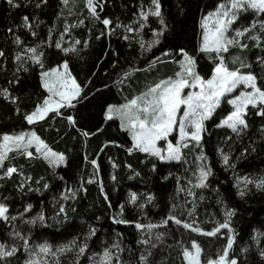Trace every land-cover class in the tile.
<instances>
[{"label": "trees", "instance_id": "obj_1", "mask_svg": "<svg viewBox=\"0 0 264 264\" xmlns=\"http://www.w3.org/2000/svg\"><path fill=\"white\" fill-rule=\"evenodd\" d=\"M141 2L142 0H104V11L100 12V15L102 18L108 16L114 21L118 19L121 24H130L136 19L133 13L138 11ZM143 2L147 3V0H143ZM162 2L165 18L172 30L160 45L155 46L151 52L141 55V50L135 42L125 41L122 38L125 35L124 28L116 29L113 35H108L105 32V35L97 40L96 36L104 31V26L100 22L88 18L89 13L84 8V0H78L72 14H69L67 9L62 11L58 7L60 0H50L49 8L44 9L43 13H36L37 20L34 21V25H39L35 28L38 33L36 37L15 27L20 23L17 12L9 8L6 0H0V49L5 51V56L0 57V89L8 88L13 95L18 96L21 109L17 113L15 111L17 105L0 97V139L5 132L14 133L32 128L53 151L63 152L68 157V163L56 169L41 156L28 159L22 155L9 153L10 156L15 157L11 163L19 167L22 174L16 173L10 178L0 179V202H10L11 215L23 212V207L32 204L30 215L34 216L37 212L44 211L48 218L46 226H41L39 223L36 225L22 223L19 218L15 221L16 228L29 236L30 244L48 241L56 245L67 242L76 236L81 228L86 231L88 225L92 224L98 229L97 237L93 238L91 242L92 251L100 252L104 246L119 239L121 246L126 249L121 255L125 260L131 259L132 264H136V256L142 249V246L136 243L140 238L139 232L135 229L134 224L117 225L111 219L113 216L119 218L121 205H124L125 218L138 220L144 224L149 222L158 224L160 219L167 215L166 206L170 208L175 203L181 206L177 210L180 218L195 219L201 227L208 231L215 225V222H222L224 218V208L216 203L217 195L224 201L226 207H232L240 201V198L234 195L235 187H232L236 183L233 171L225 169L217 149L227 152L231 145L235 149L231 153V158L234 159L241 147L250 142L249 136L259 143L257 131L259 125L257 124L250 130L242 143L235 139L230 130L215 127V124L222 118L221 113L226 115L227 110L231 107L227 105L226 101H222L217 112L214 113L213 121L207 122L209 132L204 136L202 147L200 146L197 151H192L191 155L185 152L181 162L163 163L154 161L152 158L148 160L143 153L129 154L126 149L131 146L130 137L119 129L118 121H109L103 116L102 107L106 111L107 104L129 99L136 87L148 85L150 83L148 81L154 79L153 76L159 77L171 70L170 64L162 62L160 69L156 70L154 74L145 73L153 56H159L160 52L170 47L173 49H176V45L185 47L191 54L197 56L198 67L204 66L207 69L212 66V61L206 56H202L198 51H193L199 40L200 17L212 10L210 7L205 8L209 0H187L182 5L186 15L177 11L175 5L178 0H162ZM69 7H72L71 3ZM31 10L32 6L29 5L28 11L31 12ZM23 14L28 13L22 12L21 15ZM80 20H83L84 23L79 24ZM149 20L150 26L155 27V19L150 17ZM65 22L69 26L77 25L71 28L70 37L89 41L88 48H84L83 44H80L78 47L80 49L79 56L66 55L55 48V42L60 39L59 36L63 32ZM8 28H13L24 43L30 46L41 40L47 41V43L41 44V49L45 54L46 67L54 66L62 59H68L73 74L80 83L87 84V88L84 89L86 97L76 103L74 109L63 110L65 117L73 115L78 121L75 128L70 126L64 117L50 119L52 113H49V117H46L44 121H38L32 125H28L23 120V113L31 110L37 97L41 93L46 94V92L39 86L38 73L40 69L38 66L29 62L26 65L29 68L27 72L23 69L19 72L16 71L19 65L14 59V54L19 49L13 43L12 34L7 32ZM49 30L52 33L51 37L48 35ZM148 30H150L149 27L145 28V32L149 33ZM130 43L132 47H129ZM178 54V49H176L175 57ZM258 54H261L260 49L250 46L244 55L249 63L256 66L255 55ZM113 63H115V67H113ZM256 67L258 70V66ZM131 68H137L139 71L135 72L132 78L124 84L117 83L118 74L122 75L124 70ZM202 75L208 77L210 72H202ZM14 77L19 78L18 84L11 83ZM136 79L140 80L134 88L132 84ZM84 131H89L92 135L86 137L82 134ZM226 135L233 136V139L225 140ZM109 140H115L116 143H108ZM32 151L35 153L34 148ZM201 152L206 157L205 162L212 166L214 175L210 177L211 185L208 189L197 188L195 190L196 213L190 218L187 209L192 206L193 199L190 200L186 193L179 189H185L189 180L195 182V174L200 162L197 157L201 155ZM92 159L97 160L98 170L91 164ZM111 160H114L117 165L115 179L111 174ZM152 163L157 164L158 171L152 170ZM7 164L8 161L5 162V166ZM128 165L132 167L129 168ZM135 173H139V175ZM168 173H171L168 179H162V176L168 175ZM261 173H264V151L250 154L247 163L238 162L236 175H258ZM89 178L92 179V183H88ZM22 183L25 186L20 188L19 185ZM44 183H48L47 189L43 187ZM81 183L87 189L86 192L79 191L75 201H61L60 192L64 187L71 186L76 189ZM214 188H219V193L214 192L212 190ZM226 189L227 192H225ZM129 192H136L141 200L151 192L155 196L153 203L156 206L147 204L142 215L135 205L125 203ZM104 193L109 195L111 207L105 201ZM200 195H203L205 199L201 201ZM60 202L65 203L67 207V220H64L63 214L53 218L54 213L58 212V203ZM240 203L244 210L239 211L237 217H234V226L237 231L236 251L238 252L241 247L251 245L249 264H258L257 246L252 242L251 236L256 234L252 231L253 229L264 232V197L255 194L253 198L245 199ZM24 215L25 219L29 217L27 213ZM97 216L101 217L99 221L95 220ZM6 227L9 231L12 230L11 225ZM242 229L243 231H241ZM152 231L153 234L157 231L168 233L163 238V242L152 250L155 253L154 260L157 264H187L182 255L181 244L189 248L193 239L202 247L201 258L203 261H206L208 257L214 259L222 244L226 243L222 236L208 237L192 232L190 229L185 230L182 225L177 226L171 221L169 225ZM116 233L121 235L117 237ZM4 236L6 237L7 233ZM16 242L22 245V241L17 240ZM240 258L243 259L244 254H240ZM12 264H16L15 260L12 261Z\"/></svg>", "mask_w": 264, "mask_h": 264}, {"label": "snow or ice", "instance_id": "obj_2", "mask_svg": "<svg viewBox=\"0 0 264 264\" xmlns=\"http://www.w3.org/2000/svg\"><path fill=\"white\" fill-rule=\"evenodd\" d=\"M77 2L78 0H60L58 7L62 11L67 9L69 14H72ZM186 2L187 0H178L175 5L177 11L185 15L187 13L182 5ZM6 3L10 9L17 12L20 18V23L15 27L36 37L38 33L35 28L39 27L38 24L34 25V21L37 20L36 13H43L44 9L49 8L50 0H6ZM70 3L72 7H69ZM29 5L32 6L31 12L28 11ZM104 7V0H84V8L89 13L88 18L98 21L104 26V31H101L96 39L99 40L101 36L105 35V32L108 35H113L116 29L124 28L126 33H135L138 37L136 42L141 49V55L151 52L155 46L160 45L172 30L165 18L162 0H147V3L142 0L138 11L133 13L136 19L130 24H121L118 19L114 21L108 16L102 18L100 12L104 11ZM209 7L212 10L200 17L199 40L193 51H198L202 56H206L212 61V66L207 69L204 66L198 67L197 56L180 45H176L180 56V59H176V49L170 47L160 52L159 56H153L149 67L152 63H162L161 57H172L173 62L178 64L179 71H176L173 76L159 79L146 91L141 92L138 96H133L124 104H107L106 111L102 107L103 116L109 121L119 120V129L130 137L131 146L126 149L129 154L134 151L143 153L146 154V157H155L160 162L181 161L182 149H186L190 145L202 147L204 134L209 132L206 122L213 121L214 113L217 112L222 101H226L227 105L231 107L227 110L226 115L221 113L222 118L215 124V127L230 130L235 139L242 143L250 130L257 124L259 125L257 129L259 143L249 136L250 142L241 147L234 159L231 158V153L235 149L231 145L227 152L217 149L225 169L233 171L236 181L232 186L236 189L234 195L239 197L240 201L251 199L255 194L264 197V173L256 176L236 175L239 161L247 163L250 154L264 151V0H209L205 8ZM22 12L28 14L21 15ZM54 14L59 15L58 13ZM150 17L155 19V27L150 26ZM83 23V20L79 21V24ZM134 24H138V27H134ZM75 26L77 25L69 26L65 22L61 38L64 34L71 35V28ZM145 27H149L152 34V38L147 41L143 39L141 31ZM7 32L12 34L13 43L19 49L14 54V59L19 65L16 71L19 72L23 69L27 72L29 68L26 65L29 62L38 66L40 69L38 73L39 86L47 93H41L37 97L32 109L23 113V120L32 125L35 122L44 121L46 117H49V113H52L50 119L64 117L68 124L75 128L78 121L73 115L65 117L63 110L74 109L76 103L86 97L84 89L87 88V84L78 82L77 77L70 69L68 59H62L56 66L46 67L45 54L41 49V44L47 43V41L41 40L30 46L24 43L13 28H8ZM51 34V30H49V37ZM122 38L125 41H131L134 37L125 34ZM245 38L251 42L252 48H259L261 51V54L255 55L258 70L252 63L246 62V57L241 58V56L231 54L230 50L233 48L241 50V53L250 49V44L244 42ZM80 44H83L84 48L89 47L87 39L73 38L67 46H62L61 41L56 40L55 48L66 55L79 56L80 49L77 45ZM129 47H132L131 43ZM4 56L5 51L0 49V57ZM229 57H231L232 64L238 63L239 67L230 66ZM113 67H115V63H113ZM242 69L244 70L242 71ZM137 71H139L137 68L124 70L122 75L118 74L116 82L124 84ZM205 71L210 72L208 78L202 75V72ZM11 83L18 84L19 78L14 77ZM187 89L192 90L186 91ZM229 96L231 98H228ZM0 97L17 105L15 108L17 113L21 111L20 98L13 95L8 88L0 89ZM181 111L182 115L179 114ZM174 133H178V135L173 136ZM82 134L86 137L92 135L89 131H84ZM224 139L232 140L233 136L226 135ZM108 143H116V141L109 140ZM33 145H35V153L29 150ZM9 153L22 155L28 159L41 156L49 164L56 166L68 163L65 153L53 151L35 131H19L11 134L5 132L0 139V179L10 178L16 173L22 174L20 168L11 163L15 157L10 156ZM197 159L202 163L197 168L195 182L189 180L191 188L179 189L193 197L192 206L187 209L190 218L196 213L195 189H208L211 185L210 177L214 175L212 166L205 162L206 157L203 152ZM6 161H8L7 166H5ZM91 164L97 170L99 169L96 159H92ZM128 167L132 166L128 165ZM151 168L153 171H158L156 163H152ZM135 174L139 175V173ZM170 175L171 173H168V175L162 176V179L167 180ZM92 182V179L89 178L88 183ZM24 186L23 183L19 185L20 188ZM43 187L47 189L48 183H44ZM212 190L217 193L220 191L219 188ZM79 191H87L83 183L76 189L67 188L65 191H61L60 199L61 201H75ZM227 191L226 189L225 192ZM104 199L111 207L110 197L107 193H104ZM199 199L202 201L205 197L200 195ZM154 200L155 196L151 192L147 193L146 198L142 200L136 192H131L125 203L135 205L143 215L147 204L156 206L153 203ZM240 201L232 207H226L224 201L217 195L216 203L224 208V218L222 222H215V225L208 231L201 227L195 219L180 218L177 210L181 206L175 203L170 208L166 206L167 215L162 217L158 224L151 222L144 224L138 220L125 218L124 205L120 206L119 218L113 216L111 219L117 225L134 224L135 229L139 232L140 238L136 243L141 245L142 249L136 256V264H157L154 260L155 253L152 250L163 242V238L168 233L157 231L153 234L152 230L167 226L170 221L177 226L182 225L185 230L190 229L192 232L208 237L222 236L225 238L226 243L222 244L216 257L214 259L208 257L206 264H249L251 245L239 248L238 252L235 247L237 231L234 226V217H237L239 211L244 210ZM32 208V204H28L23 207V212L11 215L10 202H0V264H12L13 260L16 264H85V261L87 264H132L131 259L125 260L121 255L126 249L121 246L119 239L104 246L100 252L92 251L91 242L93 238L97 237L98 232V229L92 224L88 225L86 231L81 228L78 234L67 242L56 245L48 241L30 244L29 236L16 228L15 221L19 218L22 223L29 225L39 223L41 226H46L48 220L44 211H39L34 216L30 215ZM26 213L29 214L27 219L24 215ZM61 214H63L64 220H67L68 210L63 202L58 203V212L54 213L53 218ZM100 219L99 216L95 217L96 221ZM7 225L12 226L11 231L8 230ZM221 230L226 231L222 232ZM252 231L256 233L251 236V240L257 246L258 264H264V246H262L264 239H261L264 237V232L259 229ZM5 233H7L6 237ZM120 235V233H116L117 237ZM17 240L22 241V245L18 244ZM181 247L183 258L187 264H201L202 248L196 240L191 241V248L194 251H190L182 244ZM129 251L132 250L129 249ZM240 254H244L243 259L240 258Z\"/></svg>", "mask_w": 264, "mask_h": 264}, {"label": "rangeland", "instance_id": "obj_3", "mask_svg": "<svg viewBox=\"0 0 264 264\" xmlns=\"http://www.w3.org/2000/svg\"><path fill=\"white\" fill-rule=\"evenodd\" d=\"M150 19V18H149ZM134 27H138V24H134L133 25ZM145 28H147V27H145ZM145 28L144 29H142L141 31H142V33H143V39L145 40V41H147V40H150L151 38H152V34H151V31L150 30H148V31H150L149 33H147V32H145ZM63 32H61L60 33V41H61V44H62V46H67L69 43H71L72 42V39L74 38V37H70L69 36V34H64L63 35V38H61V34H62ZM125 34L126 35H128V36H130V37H134L132 40H131V42H135L136 43V45L139 47V44L136 42V39L138 38V37H136V34L135 33H126L125 32ZM77 39V38H76ZM130 42V41H129ZM244 42L245 43H249L250 44V46H251V42L250 41H248L246 38L244 39ZM80 45H77V47H79ZM139 49H140V47H139ZM141 50V49H140ZM231 51V54L232 55H234V56H241V58H244L245 57V52L246 51H244V52H242L241 53V50H239V49H236V48H233V49H231L230 50ZM227 55V54H226ZM176 59H180V56H179V54L175 57ZM161 61H163L164 62V64H170L171 65V67H170V71H168V72H166L165 74H163L162 76H153V80L151 79V81H148V82H150L148 85H141V86H139V87H136V85L139 83V80L140 79H136L135 80V83H133L132 85L134 86V91H133V94H132V97L133 96H138L141 92H143V91H146L147 90V88L148 87H150L154 82H157L159 79H164V78H166V77H168V76H173L174 75V73L176 72V71H179V66H178V64H176V63H174L173 62V59L172 58H165V57H161ZM246 62H248V59L246 60ZM249 63V62H248ZM229 64H230V66H233V67H239V64L238 63H236V64H232V62H231V57H229ZM160 65H162L161 63H152L151 64V66L149 67V66H147L146 67V69H145V73H155V71L156 70H159L160 69ZM54 66H56V65H54ZM71 69V68H70ZM244 69H242V71H243ZM74 75V74H73ZM75 76V75H74ZM205 78H208V77H205ZM78 82H80L79 80H78ZM192 89H187L186 91H191ZM234 91H236V90H234ZM47 94V93H46ZM236 94H238V92H236ZM132 97H130L129 99H131ZM229 98H231V96H229ZM128 100V99H127ZM127 100H124V101H121V102H114V103H111V104H124V103H126L127 102ZM182 108H183V106H181ZM180 115H182V111L179 113ZM116 121H118L119 122V120L118 119H116ZM27 122V121H26ZM206 124H207V122H206ZM28 125H30V124H28ZM24 131H26V132H30V131H35L34 129H27V130H24ZM36 132V131H35ZM37 133V132H36ZM9 134H11V133H9ZM207 133H205L204 134V136L206 135ZM37 135H38V133H37ZM176 135H178V133H174L173 134V136H176ZM38 136H40V135H38ZM40 138H41V136H40ZM170 138H172V137H170ZM1 139H2V136H1ZM42 139V138H41ZM173 142L175 143V140L173 139ZM200 146H193V145H190L188 148H186V149H182V152H183V154L186 152L188 155H191V152L192 151H197V149L199 148ZM32 148H34L35 149V145H33L29 150L30 151H32ZM133 153H135V151L133 152ZM133 153H131V155L133 154ZM145 156H146V154H144ZM153 159L154 161H158L155 157H146V159ZM160 162V161H159ZM170 162H181V161H170ZM170 162H163V163H170ZM201 160H200V162H199V166L201 165ZM116 165V163L114 162V160H111V167H112V172H111V174H112V178L115 176V169H116V167H114L113 165ZM54 168H59L60 166H65L64 164H61V165H58V166H56V165H54V164H51ZM246 175V174H245ZM247 175H249V174H247ZM251 176H256V175H251ZM192 187V185H190V184H188L186 187H185V189H188V188H191ZM67 188H73V187H71V186H66V187H64V189H63V191H65ZM74 189V188H73ZM196 190V189H195ZM131 192H129V194H130ZM186 193V192H185ZM128 194V195H129ZM187 195V194H186ZM187 197H189L190 198V200L191 199H193V197H191V196H188L187 195ZM224 210V209H223ZM43 242V241H42ZM42 242H39V243H42ZM199 244V243H198ZM200 245V244H199ZM201 246V245H200ZM202 248V247H201ZM189 250L190 251H194V249H192L191 248V246L189 247ZM201 256H202V253H201ZM187 262V261H186ZM201 264H206V261H203V259L201 258Z\"/></svg>", "mask_w": 264, "mask_h": 264}]
</instances>
